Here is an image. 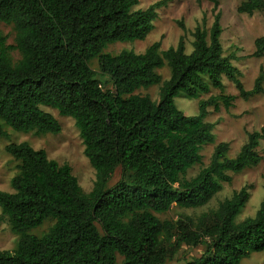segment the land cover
<instances>
[{"label": "trees", "instance_id": "1", "mask_svg": "<svg viewBox=\"0 0 264 264\" xmlns=\"http://www.w3.org/2000/svg\"><path fill=\"white\" fill-rule=\"evenodd\" d=\"M168 1L134 10L138 0H0V22L15 32V45L0 34V120L16 132L58 134V120L41 106L72 118L95 171L86 193L67 163L59 165L27 142L8 144L17 173L10 179L12 192L0 190V211L18 240L14 249H0V264H116L117 254L122 264H167L183 246L198 245L205 246L201 256L184 264H240L264 250V197L253 216L236 220L249 199L247 187L196 217L156 216L172 206H206L231 182L228 173L261 162L257 148L264 139V125L247 132L232 158L229 143L219 142L209 163L185 177L201 163L203 145L214 143L208 108L228 109L235 99L223 94V76L247 100L263 92L264 70L246 90L220 41V0H209L214 20L208 30L196 26L189 54L184 35L166 50L156 41L143 53L102 52L113 42L143 40ZM237 12H264V0H243ZM254 43L251 56L262 57L264 39ZM12 50L19 52L16 62ZM93 59L111 89L89 67ZM164 66L170 76L157 102L134 93L161 83L155 70ZM211 88L221 93L199 99ZM180 91L198 99L197 115L176 108ZM0 136L8 137L1 127ZM118 168L120 178L109 187ZM46 220L53 221L47 232L30 233Z\"/></svg>", "mask_w": 264, "mask_h": 264}, {"label": "rangeland", "instance_id": "2", "mask_svg": "<svg viewBox=\"0 0 264 264\" xmlns=\"http://www.w3.org/2000/svg\"><path fill=\"white\" fill-rule=\"evenodd\" d=\"M134 7L146 9L151 4L160 0H138ZM243 0H220L217 11L221 12L220 24L222 33L220 41L224 54L233 57L232 63L241 73L240 80L246 90L254 85L260 68L264 70V54L262 57L251 56L255 48V40L264 39V12H255L251 16L237 12V7ZM212 3L209 0H169L164 6L157 10V18L154 21V28L143 39L132 42H113L108 44L103 53L116 55L121 51H133L143 53L147 47L156 41H160L161 50L174 47L181 36L185 38V53L192 51L191 33L196 26L208 30L214 20ZM217 13V12H215ZM183 26L184 30L181 28ZM0 34L6 37L7 45H15V32L11 24L0 22ZM19 52L12 50L10 57L12 62L19 59ZM89 67L96 72V77L105 81L103 87L111 89V83L105 76L99 73L97 59L89 62ZM162 78L161 83L148 88H139L134 93L142 96H149L151 100H159V90L162 82L169 79L170 72L167 66L155 70ZM225 95H232L235 99L231 106L226 109L221 104L218 111L212 107L208 108L207 122L215 123L213 134L214 143H206L201 150V163L189 168L185 174L186 178L194 176L202 166L209 163L214 147L219 142H228L229 151L227 156L232 158L240 150L246 141V133L258 130L264 125V82L263 92L247 100L242 99L234 85L223 76ZM221 92L211 88L208 93H202L199 99H206L210 95H218ZM174 105L186 116H195L198 113V99L189 98L185 92L180 93L173 99ZM41 109L53 115L59 122L61 131L58 134H36L34 132H16L0 120V127L8 134V137L0 136V190L12 192L10 179L17 173V162L5 151L10 143L27 142L32 148L42 149L49 159L56 161L59 165L67 163L72 174L77 178L82 190L86 193L92 190L95 181V171L83 154V144L79 131L74 120L69 117L60 116L55 109L41 106ZM262 157L261 162L253 167H248L239 173H228L231 177L230 183H223L222 190L204 207L185 209L172 206L167 212L156 214L160 220L175 221L178 217L188 215L196 217L203 212L215 209L219 202L228 198L233 192L243 187L249 191V199L237 215L236 220L241 221L246 217L253 216L264 197V139L260 140L257 148ZM120 178V169H116L108 186H113ZM53 224L52 220H46L39 228L31 230L30 233L41 236L48 231ZM18 236L14 234L9 225L1 218L0 211V249L12 250L15 248ZM205 249L204 245L196 247L183 246L176 256L167 264H184L192 258L201 256ZM116 264H122V257L116 255ZM240 264H264V250L251 252L243 258Z\"/></svg>", "mask_w": 264, "mask_h": 264}]
</instances>
